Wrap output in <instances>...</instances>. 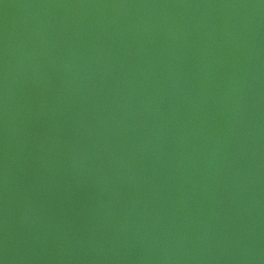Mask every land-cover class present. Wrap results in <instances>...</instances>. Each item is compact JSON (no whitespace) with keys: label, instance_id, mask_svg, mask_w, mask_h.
<instances>
[{"label":"water","instance_id":"obj_1","mask_svg":"<svg viewBox=\"0 0 264 264\" xmlns=\"http://www.w3.org/2000/svg\"><path fill=\"white\" fill-rule=\"evenodd\" d=\"M0 264H264V0H0Z\"/></svg>","mask_w":264,"mask_h":264}]
</instances>
